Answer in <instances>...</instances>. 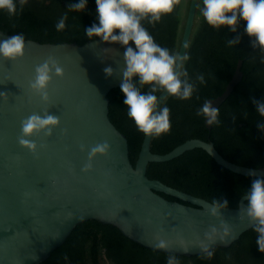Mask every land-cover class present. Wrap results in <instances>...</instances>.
<instances>
[{"label": "water", "instance_id": "1", "mask_svg": "<svg viewBox=\"0 0 264 264\" xmlns=\"http://www.w3.org/2000/svg\"><path fill=\"white\" fill-rule=\"evenodd\" d=\"M198 3L190 0L178 55L186 54ZM10 36L0 30V40ZM24 40L22 57H0V264H40L66 242L78 224L88 220L112 225L145 248L183 256L229 247L252 228L243 213V196L238 207L219 209L213 216L209 212L212 202L150 179L147 166L199 148L218 165L242 176L253 177V172L264 176V167L233 163L212 141L199 138L166 154L153 153L150 136H144L132 164L128 139L109 117L108 94L121 84L123 48L98 39L95 44ZM49 58L63 74L52 76L44 101L29 85L35 67ZM242 64L238 60L224 92L207 100L213 107L219 109L242 80ZM108 66L114 69L110 77L104 73ZM158 97L162 107L167 95ZM44 112L58 116L60 123L51 136L38 133L29 137L37 145L33 153L18 143L21 121ZM104 142L108 151L89 161L90 149ZM88 163L91 169L82 171ZM160 193L188 204L168 200ZM222 225L230 229L228 235H223ZM212 228H216L215 234ZM160 241L166 246L157 247Z\"/></svg>", "mask_w": 264, "mask_h": 264}, {"label": "trees", "instance_id": "2", "mask_svg": "<svg viewBox=\"0 0 264 264\" xmlns=\"http://www.w3.org/2000/svg\"><path fill=\"white\" fill-rule=\"evenodd\" d=\"M70 2L76 0H28L18 15L12 17L0 11V30L10 35L23 34L24 39L40 43L84 44L89 41L84 28L95 20V0H88L86 10L81 12L70 10ZM189 3L190 0L185 16L181 13L183 0H178L172 12L161 14L159 22L142 21L155 42L167 48L170 54L178 53ZM201 7L202 0H199L186 51L189 59L184 64L196 90L188 100L169 96L164 100L162 107L170 110L171 127L168 133L152 137L151 151L166 154L189 139L199 138L212 141L219 153L233 163L264 167V132L256 127L257 122H264V117L259 116L252 103L253 99H264V52L252 48L250 38L244 33L245 22H241L235 33L226 25L213 28L202 17ZM62 16L67 17L66 27L57 31L55 25ZM236 36L240 37V42L229 46L227 41ZM238 60L243 61V78L219 107V124L208 130L205 120L196 112L205 101L224 92ZM197 75H203L204 84L196 80ZM146 90L147 86L142 89ZM108 98L109 117L127 137L130 159L135 165L145 135L128 118L120 87L111 90ZM147 176L210 202L227 200V207L232 208L238 207L254 178L227 170L199 148L170 161L149 163ZM160 194L168 200L185 203ZM256 237L257 233L251 228L229 247L212 250L210 258L207 254L183 256L145 248L112 225L88 220L78 224L66 242L40 264H167L170 256H174L178 264H264V251L258 249Z\"/></svg>", "mask_w": 264, "mask_h": 264}, {"label": "clouds", "instance_id": "3", "mask_svg": "<svg viewBox=\"0 0 264 264\" xmlns=\"http://www.w3.org/2000/svg\"><path fill=\"white\" fill-rule=\"evenodd\" d=\"M28 0H0V11L9 17L18 15ZM178 0H95V20L84 28L85 35L93 44L97 42L118 44L123 51L124 68L121 73L120 91L123 104L127 106V116L145 136L159 137L170 130V110L167 106L160 107L157 93H163L179 100L191 99L196 85L191 81L184 64L188 55L170 54L167 48L157 44L152 35L143 26L142 21L149 24L159 22L162 13H170ZM88 0L70 2L68 8L81 12L87 8ZM200 13L205 22L218 29L226 25L232 33L237 32L241 22L244 33L250 38L252 48L264 52V0H202ZM67 17L62 16L55 25L57 31L65 29ZM131 42V43H130ZM240 42L236 36L227 41L229 46ZM25 40L23 34L11 35L0 40V57L16 60L24 55ZM106 76L114 73L111 66L104 68ZM63 69L57 62L49 58L34 69V77L30 88L42 100L47 101V88L53 75L61 76ZM196 80L204 84L203 75ZM147 86L146 91L142 89ZM252 103L259 116L264 117V99H253ZM219 109L205 101L197 110L196 115L202 117L208 125L219 124ZM60 123L59 117L48 112L33 113L21 121L18 143L35 153L37 145L29 139L35 134L43 133L51 136L54 128ZM256 127L264 132V122H257ZM83 150V146H81ZM109 149L107 142L97 144L88 153L89 161L97 154H105ZM91 163L86 164L82 171H88ZM254 178L244 193L243 213L257 233L256 245L264 251V176L250 173ZM227 200H214L209 209L211 215H218V210L227 207ZM223 235L230 229L222 225ZM216 233V228H212ZM223 235L221 239H223ZM212 237L209 236V239ZM160 241L157 247H165ZM204 250L207 252V247ZM210 258L212 253L207 252ZM167 264H178L174 256L167 259Z\"/></svg>", "mask_w": 264, "mask_h": 264}, {"label": "rangeland", "instance_id": "4", "mask_svg": "<svg viewBox=\"0 0 264 264\" xmlns=\"http://www.w3.org/2000/svg\"><path fill=\"white\" fill-rule=\"evenodd\" d=\"M188 1L189 0H183V5H182V16H185V13H186V7H187V4H188Z\"/></svg>", "mask_w": 264, "mask_h": 264}]
</instances>
